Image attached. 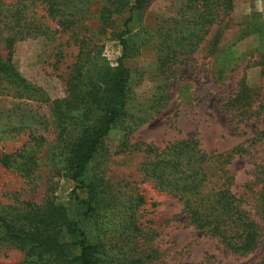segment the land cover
Segmentation results:
<instances>
[{
  "label": "rangeland",
  "instance_id": "374dc122",
  "mask_svg": "<svg viewBox=\"0 0 264 264\" xmlns=\"http://www.w3.org/2000/svg\"><path fill=\"white\" fill-rule=\"evenodd\" d=\"M82 1L72 31L45 18V37L16 43L10 65L21 86L0 77V156H12L8 168L0 164V216L21 230L59 213L80 217L65 139L90 131L113 103L102 75L121 59L118 36L132 15L121 59L129 72L125 114L75 190L91 205L81 228L99 264H263L264 0L227 8L211 0L210 11L195 0H144L131 14L136 0ZM0 56L6 61L1 47ZM186 140L206 153L239 151L228 170L260 230L252 252L234 253L190 225L181 203L145 177L156 154ZM62 262L0 228V264Z\"/></svg>",
  "mask_w": 264,
  "mask_h": 264
},
{
  "label": "trees",
  "instance_id": "16d2710c",
  "mask_svg": "<svg viewBox=\"0 0 264 264\" xmlns=\"http://www.w3.org/2000/svg\"><path fill=\"white\" fill-rule=\"evenodd\" d=\"M143 1L136 0L129 13L139 10ZM195 1V7H205L210 11L211 7L206 3L211 0ZM222 2L226 8L231 4V0ZM82 3V0H0V47L6 56V61L0 56V77L8 84L21 86V79L10 65L16 43L45 37L49 31L45 18L56 20L62 31H72L81 19ZM38 12L44 15L39 16ZM130 19L132 15L124 22V30L118 36L123 50L121 59L126 55L124 37L129 33L127 25ZM121 59L115 68L104 71L102 75L113 100L105 107L104 116L90 131L86 129L76 138L65 139L63 158L70 169V181L75 185L71 196L80 217L68 219L59 213L57 218L47 217L32 224V229L21 230L0 216V228L8 239L44 247L53 252L57 260L62 256L65 264H99L97 246L89 243L81 228L82 219L91 212V205L89 201L78 198L75 190L83 188L82 178L88 163L102 147V139L114 123L125 114L129 72L121 64ZM238 154L236 149L227 154L206 153L195 140L178 141L156 154L146 165L144 174L156 188L181 203L190 225L217 238L228 250L244 255L256 248L260 230L231 190L233 176L229 174L228 166ZM11 158L10 155H1L0 164L8 168ZM128 226L136 229L132 220ZM69 251L73 253L69 254Z\"/></svg>",
  "mask_w": 264,
  "mask_h": 264
}]
</instances>
